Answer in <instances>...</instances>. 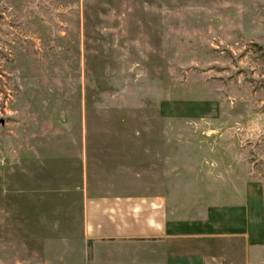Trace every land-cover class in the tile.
I'll return each mask as SVG.
<instances>
[{
	"label": "rangeland",
	"instance_id": "374dc122",
	"mask_svg": "<svg viewBox=\"0 0 264 264\" xmlns=\"http://www.w3.org/2000/svg\"><path fill=\"white\" fill-rule=\"evenodd\" d=\"M208 175L259 214L264 0H0V264H83L84 193Z\"/></svg>",
	"mask_w": 264,
	"mask_h": 264
},
{
	"label": "crops",
	"instance_id": "0c3cea01",
	"mask_svg": "<svg viewBox=\"0 0 264 264\" xmlns=\"http://www.w3.org/2000/svg\"><path fill=\"white\" fill-rule=\"evenodd\" d=\"M198 175L182 179L193 188L183 192L190 201L202 182ZM206 177L208 196L182 205L165 190L84 193L83 264H264V204L256 215L248 201L213 202L219 183ZM234 186L229 180L228 188Z\"/></svg>",
	"mask_w": 264,
	"mask_h": 264
},
{
	"label": "trees",
	"instance_id": "16d2710c",
	"mask_svg": "<svg viewBox=\"0 0 264 264\" xmlns=\"http://www.w3.org/2000/svg\"><path fill=\"white\" fill-rule=\"evenodd\" d=\"M90 243V242H89Z\"/></svg>",
	"mask_w": 264,
	"mask_h": 264
}]
</instances>
